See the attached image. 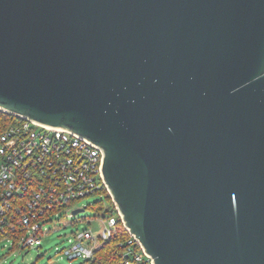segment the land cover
Masks as SVG:
<instances>
[{
    "label": "water",
    "instance_id": "obj_1",
    "mask_svg": "<svg viewBox=\"0 0 264 264\" xmlns=\"http://www.w3.org/2000/svg\"><path fill=\"white\" fill-rule=\"evenodd\" d=\"M0 110L101 150L153 264H264V0H0Z\"/></svg>",
    "mask_w": 264,
    "mask_h": 264
},
{
    "label": "built area",
    "instance_id": "obj_2",
    "mask_svg": "<svg viewBox=\"0 0 264 264\" xmlns=\"http://www.w3.org/2000/svg\"><path fill=\"white\" fill-rule=\"evenodd\" d=\"M21 119L0 133V244L32 247L49 215H77L74 203L99 194L112 205L101 216L103 228L73 232L63 254L79 264H153L114 206L102 178L101 150L70 131Z\"/></svg>",
    "mask_w": 264,
    "mask_h": 264
},
{
    "label": "rangeland",
    "instance_id": "obj_3",
    "mask_svg": "<svg viewBox=\"0 0 264 264\" xmlns=\"http://www.w3.org/2000/svg\"><path fill=\"white\" fill-rule=\"evenodd\" d=\"M111 206L106 196L95 194L72 205L73 208H84L77 215H72L70 210L49 215L47 223L43 224L45 233L32 247L17 249L10 244H0V264H79L81 259L68 260L62 252L68 239L73 232L85 228L100 231L103 228L101 216L106 209L111 210Z\"/></svg>",
    "mask_w": 264,
    "mask_h": 264
},
{
    "label": "trees",
    "instance_id": "obj_4",
    "mask_svg": "<svg viewBox=\"0 0 264 264\" xmlns=\"http://www.w3.org/2000/svg\"><path fill=\"white\" fill-rule=\"evenodd\" d=\"M21 120L22 119L20 117H17L16 115L0 110V133L7 127L19 123ZM107 198L109 199V197Z\"/></svg>",
    "mask_w": 264,
    "mask_h": 264
}]
</instances>
